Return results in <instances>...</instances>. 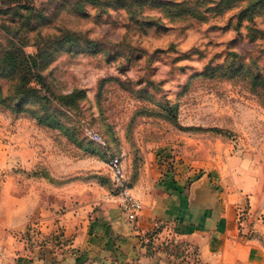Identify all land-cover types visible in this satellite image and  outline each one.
Masks as SVG:
<instances>
[{
	"label": "rangeland",
	"instance_id": "rangeland-1",
	"mask_svg": "<svg viewBox=\"0 0 264 264\" xmlns=\"http://www.w3.org/2000/svg\"><path fill=\"white\" fill-rule=\"evenodd\" d=\"M7 52L0 264L65 246L70 211L80 230L86 206L116 201L112 156L130 190L147 164L208 183L264 245V106L250 85L264 0H0V62Z\"/></svg>",
	"mask_w": 264,
	"mask_h": 264
},
{
	"label": "crops",
	"instance_id": "crops-1",
	"mask_svg": "<svg viewBox=\"0 0 264 264\" xmlns=\"http://www.w3.org/2000/svg\"><path fill=\"white\" fill-rule=\"evenodd\" d=\"M130 192L141 203L134 223L117 201L86 206L93 214L80 230L70 211L68 243L26 248L17 264H264V245L244 239L232 206L208 183L188 184L182 171L160 178L155 165L147 164ZM155 224L160 230L153 234L154 247L145 249L139 235H151Z\"/></svg>",
	"mask_w": 264,
	"mask_h": 264
},
{
	"label": "built area",
	"instance_id": "built-area-1",
	"mask_svg": "<svg viewBox=\"0 0 264 264\" xmlns=\"http://www.w3.org/2000/svg\"><path fill=\"white\" fill-rule=\"evenodd\" d=\"M87 133L90 136H97L91 129L87 130ZM108 167L112 172V176L116 184L119 186V191L115 197V200L118 202L119 209L129 222L134 223L141 210V203L131 194L130 189L126 186L121 159L118 156L110 157L108 160ZM159 228V225L155 224L153 230ZM156 232H152L151 235L149 233L140 234L139 244L141 247L145 249L151 248L153 246V234Z\"/></svg>",
	"mask_w": 264,
	"mask_h": 264
},
{
	"label": "trees",
	"instance_id": "trees-1",
	"mask_svg": "<svg viewBox=\"0 0 264 264\" xmlns=\"http://www.w3.org/2000/svg\"><path fill=\"white\" fill-rule=\"evenodd\" d=\"M246 11L245 10L244 12L242 11L239 17L240 19H242L243 17H248L249 19H252L253 15L246 14L247 13ZM9 58L11 57L10 54L7 52V56H5L2 62H0L2 64V68H0V71L3 72L4 74L7 73L9 66H13V63L10 61ZM250 85H251V89L259 97L261 105L264 106V74L261 73L259 70L251 74Z\"/></svg>",
	"mask_w": 264,
	"mask_h": 264
}]
</instances>
